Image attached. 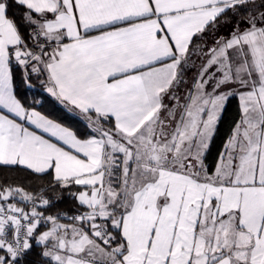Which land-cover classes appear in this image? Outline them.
Masks as SVG:
<instances>
[{
  "label": "snow or ice",
  "instance_id": "1",
  "mask_svg": "<svg viewBox=\"0 0 264 264\" xmlns=\"http://www.w3.org/2000/svg\"><path fill=\"white\" fill-rule=\"evenodd\" d=\"M0 264H264V0H0Z\"/></svg>",
  "mask_w": 264,
  "mask_h": 264
},
{
  "label": "trees",
  "instance_id": "2",
  "mask_svg": "<svg viewBox=\"0 0 264 264\" xmlns=\"http://www.w3.org/2000/svg\"><path fill=\"white\" fill-rule=\"evenodd\" d=\"M19 91L21 92L22 95H27V96L31 97L32 92L36 91V90L35 89L27 90V89L20 88ZM41 98L44 101L43 110L54 112L57 114H60L62 112L61 106L53 98L47 97L46 94H44ZM234 113H235V102L233 101L232 105L230 106L228 111L225 113L224 122L221 126V129H220V136L221 137L224 135L225 131L227 130V127H228L229 123L231 122V119H232ZM216 144H217V146L220 144V139H217ZM213 153L215 154V149L213 150ZM71 205H72V201L66 199L63 203H61L59 205V207L61 209H70Z\"/></svg>",
  "mask_w": 264,
  "mask_h": 264
}]
</instances>
